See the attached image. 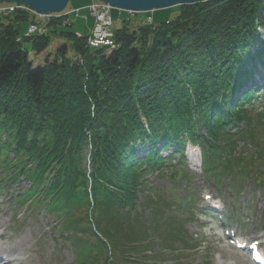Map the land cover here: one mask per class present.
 Instances as JSON below:
<instances>
[{"label":"trees","instance_id":"trees-1","mask_svg":"<svg viewBox=\"0 0 264 264\" xmlns=\"http://www.w3.org/2000/svg\"><path fill=\"white\" fill-rule=\"evenodd\" d=\"M177 7L159 24L147 16L113 29L111 18L113 44L97 47L89 45L93 24L77 33L68 11L0 8V191L12 190L17 209L59 218L75 264L153 261L157 247H169L140 210H160L148 176L178 158L173 173L157 174L172 183L162 205L198 216L186 143L200 146L203 172L220 185L225 170L239 167L232 143L253 137L248 106L259 103L264 124V0ZM24 21L36 30L22 34ZM55 40L53 56L30 59ZM247 176L231 177L236 191ZM165 221L178 226L173 240L190 244L179 218Z\"/></svg>","mask_w":264,"mask_h":264},{"label":"rangeland","instance_id":"rangeland-1","mask_svg":"<svg viewBox=\"0 0 264 264\" xmlns=\"http://www.w3.org/2000/svg\"><path fill=\"white\" fill-rule=\"evenodd\" d=\"M92 2L93 0H69L64 9V11L69 12V20L72 22L71 28L77 33L87 34L89 27L95 21L90 11ZM111 9L113 29L120 28L127 23L130 26L135 25L140 20H145L147 16L152 18L153 24H159L168 21L178 13L177 6L137 13L114 7ZM28 26V21L21 23L22 34ZM61 42V40H55L45 52L39 55L31 53L30 59L35 64L42 63L47 55L51 57L55 54V49ZM247 110L252 112L251 114L254 116V127L251 128L253 137L248 133L244 138L232 143V148L228 147L231 149V154L234 156L237 165L240 168L248 167L247 170H244L247 174L242 175L239 167H236L235 171L225 170L221 176L224 177L222 183L220 185L213 184L209 178L213 176L203 172L199 166L200 148L198 151L194 147L195 155L193 156L191 151L187 150L185 158L186 165L197 177L193 175L192 179L187 181L188 184L185 183L186 181L183 184L191 187L190 193L193 194V201L199 203L201 207L207 203L203 199L206 195L219 199L220 203L225 206V211L230 215L229 233L235 231L237 237H246L249 240L258 239L264 248V124L259 123L257 116V112H263V110L260 111L261 107L258 102L254 106H248ZM262 118L261 120L264 121V113ZM238 127L243 128V122H240ZM235 130V127L232 128V131ZM177 161L178 158L171 160L173 166L162 167L158 173L162 176H169L176 169L174 165ZM221 168H223L222 165ZM158 173H151L148 180L159 188L157 192L161 199L156 205L160 210L155 213L149 207L142 205H140V210L143 217L149 219L151 228L156 229L157 234L161 236V245L164 244L169 248L161 251L157 247L158 255L153 256V261H139L136 264H250V261L245 259L244 253L230 244V240L224 234L226 232L220 229L219 225L221 224L215 220V215L190 218V214L187 216L184 212L174 210V205L167 211V207L162 204L171 203V199H169L171 181L167 177H158ZM243 176L251 178L241 180L240 187L236 191L231 177ZM22 186L26 187L27 184L24 183ZM5 191V189L0 191V233H2L0 245L7 247L21 238L22 244L27 248L23 257L27 264H75L76 247L69 242L67 234L61 229L62 222L60 219L43 208L18 210L8 201L10 190ZM174 191L183 195L184 189L177 188ZM144 197L145 195L142 194L140 201ZM221 210L223 207L219 209V211ZM21 211L23 212L21 213ZM16 212H20V214L16 216ZM198 214L202 215L200 212ZM166 217L182 220L183 226L194 236V240L191 241L192 244H186V246H196L195 248L184 250L182 249V247H186L184 244L177 241L175 237L174 240L172 239L174 236L172 231L178 226L172 222L169 225L165 221Z\"/></svg>","mask_w":264,"mask_h":264},{"label":"water","instance_id":"water-1","mask_svg":"<svg viewBox=\"0 0 264 264\" xmlns=\"http://www.w3.org/2000/svg\"><path fill=\"white\" fill-rule=\"evenodd\" d=\"M69 0H0L1 3L25 4L40 15H49L62 12ZM111 7L132 13L147 12L159 8L177 5L192 4L196 1L207 0H100Z\"/></svg>","mask_w":264,"mask_h":264},{"label":"built area","instance_id":"built-area-1","mask_svg":"<svg viewBox=\"0 0 264 264\" xmlns=\"http://www.w3.org/2000/svg\"><path fill=\"white\" fill-rule=\"evenodd\" d=\"M13 5L14 4L9 6L7 5L0 6V8L2 11L5 12V10L8 11L11 10L13 8ZM22 7L29 9V7L25 5H22ZM110 10H111L110 5L98 0H94L92 2V5H90L91 14L93 18H95L93 27L91 28L93 30L90 29L91 36L89 38V43H91V45L96 46L99 44H104V45L113 44L112 40L110 39V37H112ZM148 20H150V18H148ZM35 30H36V26L34 25H30L28 28V32H33Z\"/></svg>","mask_w":264,"mask_h":264},{"label":"bare ground","instance_id":"bare-ground-1","mask_svg":"<svg viewBox=\"0 0 264 264\" xmlns=\"http://www.w3.org/2000/svg\"><path fill=\"white\" fill-rule=\"evenodd\" d=\"M18 5H19V7H22V5H25V4H14L12 9L17 8ZM86 7H87V5H86ZM29 10L36 13L35 11H33L30 8H29ZM9 12H10V10L9 11L5 10V13H9ZM91 30H93V29H91ZM91 30L89 31L90 33H91ZM95 39H97V38H95ZM110 39L113 42L114 38L110 37ZM89 45H91V43H89ZM91 46H93V45H91ZM96 47H97V45H96ZM257 65L261 67L260 64H257ZM193 156H194V153H193ZM0 235H2V233H0ZM22 243H23V240H21V238H20V239H17V241L12 242L7 247L0 245V264H27L23 258L25 253L27 252V248L24 247V245Z\"/></svg>","mask_w":264,"mask_h":264}]
</instances>
